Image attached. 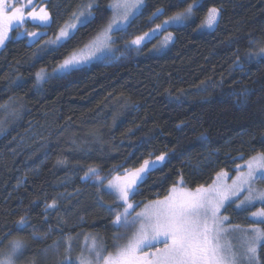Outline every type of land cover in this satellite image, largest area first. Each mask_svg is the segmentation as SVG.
<instances>
[{"label": "trees", "instance_id": "16d2710c", "mask_svg": "<svg viewBox=\"0 0 264 264\" xmlns=\"http://www.w3.org/2000/svg\"><path fill=\"white\" fill-rule=\"evenodd\" d=\"M86 3L44 0L50 25L25 24L43 31L42 38H19L18 28L0 51V112L16 99L25 107L17 126L0 137V256L16 239L32 256L83 232L112 243L108 208L117 204L98 182L144 160L165 155L131 196L137 209L181 180L192 190L208 186L221 170L264 152V59L257 55L264 48V0H197L192 17L167 30L174 41L164 51L157 47L162 35L139 49L130 43L193 0H145L126 30L114 32V54L39 86V71L83 50L111 20L112 0H93L92 23L32 60ZM213 7L217 25L202 30ZM242 213L232 216L241 220ZM21 217L28 225L23 231ZM260 258L264 264V248Z\"/></svg>", "mask_w": 264, "mask_h": 264}, {"label": "snow or ice", "instance_id": "6c2138e0", "mask_svg": "<svg viewBox=\"0 0 264 264\" xmlns=\"http://www.w3.org/2000/svg\"><path fill=\"white\" fill-rule=\"evenodd\" d=\"M17 3H20L19 7L16 6ZM31 3L32 0H0V47L9 39V32L24 23V9ZM142 4L143 0H112L109 8L113 10V16L89 46L90 52L96 55L110 50L115 43L113 32L126 30L130 17L139 13ZM194 6L199 7L197 0H193L183 12L164 21V25L183 24L192 17ZM82 7L83 11L74 16L78 23L86 26L95 18L93 0H88ZM161 11L162 9H157V12ZM218 16L219 9H209L203 26L214 27ZM27 17L42 24L50 21L49 13L43 8L38 12L35 9L29 11ZM164 25H157V30ZM75 26L72 24L66 27L74 29ZM69 35V31L62 28L55 41L50 43L62 45ZM148 35L145 33L144 36H137L131 44H141ZM165 39L170 40L171 34ZM257 55L264 59V48ZM80 63L82 60L71 56L63 62L60 70H71ZM43 78V72L37 73L38 80ZM164 160L165 155L156 157L155 161L144 160L134 171L126 172L123 176L116 175L107 181L106 190L115 197L117 204L115 208H108V212L114 215L112 250H108L103 242H98L93 237L88 245V256L82 253L76 261L66 258L61 264H238V255L229 239L230 233L236 231L242 233L237 239L245 249V264H255L258 249L264 248V228L253 226L240 230L238 225H232L229 218L221 214V209L226 203H234L237 209L250 212L253 220L264 223V188L256 186L257 183L264 182V152L247 159L243 165H237L236 176L231 184L226 183L228 173L221 170L207 187L200 185L195 190H189L174 185L163 199L150 201L143 205L142 210L135 211L138 205L131 202L129 197L138 194V182H142L145 175ZM89 172L97 175L95 169H89ZM87 178L86 174L85 179ZM100 184L105 186L103 180ZM180 184L183 185L182 180ZM54 206L55 201L49 205ZM254 207L256 210L252 211ZM27 226V221L21 217L18 230L23 231ZM121 240L125 242L120 243ZM10 244V250L0 259V264H15L16 258L27 247L21 239L12 240ZM70 247L69 244L68 248Z\"/></svg>", "mask_w": 264, "mask_h": 264}, {"label": "rangeland", "instance_id": "374dc122", "mask_svg": "<svg viewBox=\"0 0 264 264\" xmlns=\"http://www.w3.org/2000/svg\"><path fill=\"white\" fill-rule=\"evenodd\" d=\"M43 1L44 0H32V3L29 4L24 9V11H25V21H24V23L21 26H19V27H15L11 32H9V34H8L9 35V39L5 41V44H4L3 47H0V51L5 47L7 42L13 37L14 30H16L18 28L21 29L20 32L18 33V37L19 38L20 37H28L31 40V42L35 41V40L37 41L40 38H42V36L44 35L43 31H40V30L29 31L26 28L25 24L28 21H30L33 24L40 25L43 28H45V27L50 25V23H51V14L48 12L47 7L43 5ZM21 2H23V0H21ZM144 5H145V0H143V4H142V6H141V8L139 10V13L143 9ZM16 6L19 7L20 3H17ZM41 8L45 9L49 13L50 21L47 24H42V23H40L38 21H33V20H31L30 18L27 17V13L29 11H32L33 9H35L38 12L39 9H41ZM134 17H130V22L132 21V19ZM73 18H75V16L72 17L70 22H68V24H66L63 27V28H66V30H68L69 33H70L69 37L65 41H67L76 32V30L81 26V24L78 23L76 21V19H73ZM218 18H219V16H218ZM81 19H83V17H81ZM187 21H185L183 24H185ZM217 22H218V20H217ZM72 24L76 25L74 29L71 28V27H66V26H70ZM216 25L214 27H212V28H208V27L202 26V30H212V29H214L216 27ZM172 26H177V24L169 23L168 25H164V27L162 29H159V30H157V28H155L152 31L147 32L149 35L145 38L144 41L141 42V44L132 45L130 43V46L132 48L139 49L147 41L153 39L156 36L162 35L160 43H159V45L157 47H159L160 51H164V50H166L168 48V46L172 43V41H174V34H172V32L167 31ZM154 30H156V31H154ZM25 33H37V35L36 36H30V35H26ZM113 34H114V32H113ZM113 34H112V38H113ZM169 34H171V39L166 41L165 38L168 37ZM58 35H56L55 37L53 36V37L48 38L45 41V43H43V45L35 52V54L33 55L32 60H36L38 58H41L44 55H46L49 51L58 48L60 46V44L50 43V41H55V39H56V37ZM141 36H144V34L141 35ZM96 38H95V40H96ZM94 41H92L89 45H87L83 50H81L80 52H78V53L73 55V56H76L77 58H79L80 60H82V63L78 64L74 68L91 65L92 63H94L96 61H100V60L104 59L106 56L114 54L115 48H114V45L112 44L110 50L105 51L102 54L101 53H97L96 55H93L90 52V50H89V46ZM160 51H158V52H160ZM62 64H60L57 68H54V69H51V70L43 69V70L39 71L38 73L43 72L44 78L42 80H38L37 79V75H36V79H37L38 85L39 86L42 85L49 78L58 76L60 74L66 73V72L71 71L72 69H74V68H72L71 70L61 71L60 70V66ZM19 101H18V99L13 100L12 102L8 103L2 109V111L0 112V137L3 136V135L9 134V131L13 127L15 128L17 126L18 122L21 121L23 113L25 112V107ZM11 122H13L15 124L14 125H8ZM243 164H241V165H243ZM130 171H134V170H129L127 172H130ZM225 172L228 173V179H227L226 183L231 184L232 179L235 178V176H236L237 167L233 171H225ZM123 175H125V174H123ZM123 175H120V176H123ZM113 177H111L109 179H112ZM109 179H107L106 181H103V183L105 185V186H103V188L105 190H106L107 181ZM215 179H216V177H215ZM98 183L100 185V181ZM139 183L140 182H138V184ZM176 186L186 187L184 185V182H183V185H181L180 182H179ZM256 186L258 188H264V182H259V183H257ZM205 187H207V186H205ZM189 190H192V189H189ZM129 199H130L131 202H133L132 199H131V196L129 197ZM158 199H163V198H158ZM233 204L234 203H226L225 207L223 209H221V214L227 216L229 218L230 223L232 225H238L240 230H247V229H249V228H251L253 226L264 228L262 226L264 223H260L259 220H253V218H251L250 212L242 213L243 216L240 217L241 220H238L236 218V216L233 218L232 215H233L234 212H240V213L242 212L240 209L236 208L235 204H234V210H230V207ZM258 206L259 205H257V207ZM142 207L140 209L135 208V211L142 210ZM254 208H252V211L256 210ZM243 217H244V219H243ZM241 234H242L241 231L232 232L229 235V239L232 240L234 251H236V253L238 255V264H245V261L243 259L245 249L241 246V242L237 239V237L240 236ZM93 237L98 242H103L106 245V247L108 248V250H112L113 240L111 241L112 243H110L109 238H107L105 236H100L97 233L83 232V233H80L78 235L68 236L67 239L65 238L63 240L57 241V242L53 243L50 247L44 249L42 252H40V253H38L37 255H34V256H32L28 251H26L27 249L25 248L23 253L20 254L16 258L15 264H61V262L64 261L66 258L70 259L71 261H76L77 258L80 257L82 253H83L84 256H88L89 255V253H88V245L90 244L91 239ZM124 242H125L124 240L120 241V243H124ZM69 244L71 245L70 249L68 248ZM10 246H11V244L8 246L7 251L0 256V259H3L6 256V254L10 250ZM260 250H261V248L258 249V259L255 262V264H262L261 258H260Z\"/></svg>", "mask_w": 264, "mask_h": 264}]
</instances>
